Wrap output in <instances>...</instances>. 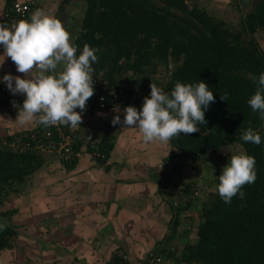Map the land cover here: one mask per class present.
<instances>
[{"label":"trees","instance_id":"16d2710c","mask_svg":"<svg viewBox=\"0 0 264 264\" xmlns=\"http://www.w3.org/2000/svg\"><path fill=\"white\" fill-rule=\"evenodd\" d=\"M84 4L82 25L73 46L77 56L85 44L97 49L92 76L110 84L141 85L146 91L154 83L165 93H170L177 82L203 81L214 93L215 102L205 111L207 123L197 125L200 131L181 133L170 140L175 152L163 161L170 165V173L187 166L200 171V163L209 162L229 145L239 146L240 153L256 160L257 179L242 188L243 199L237 195L230 204L216 190L222 175L219 173L214 190L199 210L198 239L185 245L180 260L188 264H264V120L248 104L257 89L253 77L258 81L264 73V51L257 37L264 33V0H248L247 12L240 9L236 30L195 2L187 5L185 0H84ZM160 68L166 72L157 78ZM221 96H226L227 101ZM23 102L0 88V106H22ZM81 125L78 134L82 132ZM249 128L261 136L260 145L240 139ZM83 145V139L76 142L75 149L80 154L70 167L84 151L89 155L93 151L90 145ZM111 146L107 132L96 143L105 156L97 162L106 161ZM45 162L46 158L32 149L18 153L0 146V207ZM216 164H210L208 173L217 168ZM157 179L161 180L162 175ZM180 183L175 193L179 197L186 195L191 205L202 188L195 180ZM12 219L13 209L6 207L0 212V224L5 225L0 229V252L17 233ZM172 254L169 250L167 257Z\"/></svg>","mask_w":264,"mask_h":264},{"label":"crops","instance_id":"0c3cea01","mask_svg":"<svg viewBox=\"0 0 264 264\" xmlns=\"http://www.w3.org/2000/svg\"><path fill=\"white\" fill-rule=\"evenodd\" d=\"M26 1L29 0H0V22L11 2ZM78 1L40 0L39 9L61 20L67 28V20L74 18L76 6L82 4ZM193 2L201 8L207 4L235 7L247 0ZM66 30L71 34L69 27ZM3 55L4 48H0V81L7 74L27 78ZM61 70L62 66H58L57 72ZM0 88L12 95L6 83L0 82ZM14 97L26 98L20 94ZM115 107L86 117L81 125L80 135L90 144L99 143L109 132L112 146L104 163L92 160L84 151L62 174L58 163L46 158L37 173L19 184L16 192L13 190L5 204L13 209L11 223L17 233L0 252V264H109L119 248L138 264L151 250L161 247L173 252L165 264H188L180 260L182 250L198 239L199 210L214 190L210 180H216L220 160L212 156L205 165L200 163V171L187 166L170 173V165L163 163L175 152L169 142L145 144L138 129L113 126L112 120L118 114ZM119 108L123 120L126 107ZM18 116V107L0 106V142L34 128L35 122L22 125L17 122ZM212 162L217 163V168L208 173ZM183 180H195L202 188L199 199L191 205L186 195L179 197L175 193Z\"/></svg>","mask_w":264,"mask_h":264},{"label":"clouds","instance_id":"9594fccd","mask_svg":"<svg viewBox=\"0 0 264 264\" xmlns=\"http://www.w3.org/2000/svg\"><path fill=\"white\" fill-rule=\"evenodd\" d=\"M0 45L4 48L2 57L10 58L17 71L27 77L7 74L0 81L6 83L12 95L26 96L22 107L14 103L19 108L17 122L80 127L81 113L86 111L87 101L95 94L92 65L98 59L97 49L85 44L77 56V48L71 43L70 33L62 21L42 9L34 11L30 20H20L11 27L0 24ZM58 66H62L59 72ZM253 80L257 89L248 104L264 120V73L258 81L255 77ZM150 88V98H144L142 111L128 106L121 120L119 106L113 109L118 113L112 120L113 126L122 124L123 129H138L145 144H167L181 133L189 135L200 131L197 125L207 123L205 111L215 102V95L205 82H177L170 93L154 83ZM221 99L227 101L226 96ZM77 108L81 111L77 112ZM240 139L256 145L262 142L261 136L251 128L244 131ZM255 165L253 156L231 155L216 188L225 203L230 204L237 195L244 198L242 188L257 179ZM3 228L5 225L0 224V229Z\"/></svg>","mask_w":264,"mask_h":264},{"label":"built area","instance_id":"2783aa9c","mask_svg":"<svg viewBox=\"0 0 264 264\" xmlns=\"http://www.w3.org/2000/svg\"><path fill=\"white\" fill-rule=\"evenodd\" d=\"M187 5H191L193 0H185ZM40 0H29L26 2H11L4 11L3 19L0 24L11 27L13 23L20 20H30L31 15L39 9ZM3 48V45H0ZM94 81L95 94L87 101L86 111L82 112V119L104 111L114 106H133L142 111L145 97L150 98L151 90H144L141 85H130L126 82L110 84L107 81H101L99 77L92 76ZM80 112V109H76ZM81 134V133H80ZM77 133V128L57 124L55 126L45 127L35 122L34 128L30 131L18 134L11 141H3V144L13 152L23 153L28 149L43 155L45 158L54 159L65 174L73 164L75 158L80 154L76 151V142L84 138ZM93 149L90 153L92 160H103L105 158L96 143H88ZM199 192L196 191L195 194ZM168 252L163 247L151 250L144 261L138 264H165ZM109 264H136L130 259L125 249L119 248L114 251L109 259Z\"/></svg>","mask_w":264,"mask_h":264},{"label":"rangeland","instance_id":"374dc122","mask_svg":"<svg viewBox=\"0 0 264 264\" xmlns=\"http://www.w3.org/2000/svg\"><path fill=\"white\" fill-rule=\"evenodd\" d=\"M81 2H82V4L77 5L74 12H73L72 16L74 18L70 19V21L67 20V24H66V25H68V27L70 28V31H71L70 36H71V43L72 44H73L76 36L78 35L79 31H80V27L82 25V20L84 17L83 14H84V10H85L86 6L84 4V0H81ZM247 2H248V0H247ZM247 2L246 3L240 2L238 4V6H235V7H233V6L217 7L216 5L211 6V4H207V6L206 7L203 6L202 9L205 10L209 15L214 17L216 20L223 21L225 23V25H227L230 29L236 30L238 27V23H237L238 22L237 21L238 16L242 13V11L240 12V9L244 8L245 9L244 11L247 12V10H248V5H246ZM257 37H258L260 46L264 51V33H262V32L258 33ZM163 69L164 68H160L158 70V72L155 74V77L162 78L161 77L162 73L166 72L165 69L164 70ZM0 146L8 149V147L6 145H4L3 142H0ZM235 154H240V147L237 145H229V146L222 147L220 149V151L217 154V157L219 158V160H220L219 164H221V165H219V169H217V172H215L216 177L219 175V173H222L223 168L228 165V162L230 160L231 155H235ZM209 159H210L209 160V162H210L212 158H209ZM207 160H208V158H207ZM205 164H206L205 162H202V165H205ZM161 172H162V169H161ZM213 179L210 180L212 184L215 183V181ZM10 195H12V194H10ZM10 195H8L9 200H10V197H9ZM196 199L198 200L199 198H196ZM5 206L7 207L8 204L6 203ZM5 206L0 207V212L2 210H5V208H6Z\"/></svg>","mask_w":264,"mask_h":264}]
</instances>
